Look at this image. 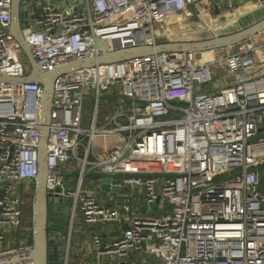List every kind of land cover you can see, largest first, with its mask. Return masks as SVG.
<instances>
[{"label": "built area", "instance_id": "1", "mask_svg": "<svg viewBox=\"0 0 264 264\" xmlns=\"http://www.w3.org/2000/svg\"><path fill=\"white\" fill-rule=\"evenodd\" d=\"M199 1L82 0L76 11L71 0L65 9L45 2L23 34L37 64L52 72L98 58L97 39L113 53L214 37L228 23L217 25L208 14L198 15L194 7ZM252 1L264 9V0ZM11 9L10 0H0V76L23 78L29 69L9 32ZM112 26L125 30L106 32ZM229 49L153 54L57 78L46 186L49 193L62 189L73 214L79 209L87 225L123 221L120 210L83 188L86 173L174 176L125 179L144 190L149 204L161 200L171 208L159 217L129 216L117 239L95 234L99 264L125 259L144 244L158 264H264V138L249 142L264 127V72L253 75L254 69H264V40L252 38ZM219 69L228 71L226 77L218 78ZM237 75L251 79L227 84ZM104 94L117 95L122 104H117L116 118L124 116L126 122L115 121L112 129L97 128L95 122L83 127L85 102L96 96L99 109ZM42 97L38 83L0 84V181L13 180L0 187V264H33L18 260L31 252V245L27 237L17 236L27 229L26 202L16 184L33 182L39 173ZM128 98L147 104L127 105ZM174 100L182 103L174 105ZM95 136L114 137L118 147L96 156ZM72 160L80 162V176L77 184L65 186L64 166ZM122 210L131 213L127 204Z\"/></svg>", "mask_w": 264, "mask_h": 264}, {"label": "water", "instance_id": "2", "mask_svg": "<svg viewBox=\"0 0 264 264\" xmlns=\"http://www.w3.org/2000/svg\"><path fill=\"white\" fill-rule=\"evenodd\" d=\"M12 3L11 9V26L9 28L10 34L19 44L25 61L28 63L29 74L23 78L2 77L0 76V84H20V83H38L43 87V97L41 100V137L38 147L39 152V173L33 180L34 190L32 195V240L31 252L21 256L18 260L20 262L30 261L33 264H68L70 259V250L66 246V229L65 224L69 223L71 217V202L67 197H63L60 193L61 188L56 189L55 193H49L47 190V177L49 174L47 157H48V137L49 126L51 123V111L53 107V97L56 86V80L60 75L72 74L77 70H86L92 68L97 64H110L127 61L137 57H143L153 54H171V53H201L220 49H227L234 47L244 41L252 39L264 32V9L255 7L252 0H200L199 4L203 5V10L209 15V12L215 14L220 18L217 25H226L231 23L232 26L226 25V28H221L219 33L214 37L205 38L195 41H171L159 43L156 46L137 47L132 49L120 50L116 52H109L107 42L102 39H97L96 46L100 52L98 58H85L76 60L67 64L64 67L57 68L52 72H45L35 61L31 47L26 41L23 31L30 28L32 21L39 18L40 5L45 2L58 4L62 9H65L69 0H10ZM78 6L74 9L79 10V5L82 0H71ZM227 1V10L220 15L219 4ZM199 6V5H198ZM251 8L247 13L244 12L243 7ZM31 9L33 14H31ZM242 9V12L240 10ZM260 14L256 20L249 21L241 26L242 20L251 15ZM241 14V15H240ZM223 18L225 20H223ZM213 23H215L213 21ZM216 24V23H215ZM251 79V76L243 77L236 76V82H244ZM90 103L95 105L97 103L96 96H90ZM102 101H110L115 103L117 95L104 94L101 96ZM127 102L138 104L144 108L146 101L140 99L128 98ZM174 105H179L182 102L174 100L171 102ZM98 109L95 108V113ZM94 113V114H95ZM260 138H264V127L260 128V134L249 140L254 142ZM58 166H62L61 163ZM80 170L73 173H64V177L69 179L71 177L79 178ZM174 177L168 174H138V173H115L107 174L99 171L89 172L83 175L84 179H93L100 183V187L106 192H120L122 187H125L124 179L127 178H168ZM13 180L0 181V187L6 186ZM2 193V189H0ZM65 215L66 219L62 216ZM147 245H143L146 249ZM149 259L155 256L149 255ZM9 264V263H6Z\"/></svg>", "mask_w": 264, "mask_h": 264}, {"label": "crops", "instance_id": "3", "mask_svg": "<svg viewBox=\"0 0 264 264\" xmlns=\"http://www.w3.org/2000/svg\"><path fill=\"white\" fill-rule=\"evenodd\" d=\"M57 7L58 4H55ZM228 2L224 1L219 4L220 7V15L227 13H224L227 10ZM244 12H248L251 10V8H246L245 6ZM195 12L203 16L206 13L203 10V5L199 4V6L194 7ZM204 12V13H203ZM242 12V9L240 10ZM242 12L241 14H243ZM31 14H33V10L31 9ZM240 14V15H241ZM208 17L214 21L216 24L220 22V18L216 16L215 14H212V12H209ZM220 19V20H219ZM36 20V19H35ZM34 20V21H35ZM223 20H225L223 18ZM32 21V23L34 22ZM228 23V21H227ZM229 24V23H228ZM264 72V69H254L253 75L259 76ZM235 78H231L230 81H235ZM117 101V100H116ZM90 102V100H89ZM101 103L103 104V111L101 108ZM100 103L99 110L95 113V105H94V122L97 126V128H107L112 129L115 127V121L119 123L126 122L124 116H121L119 118H116L117 116V102L112 103L110 101H102ZM133 104V103H132ZM112 105V107H111ZM127 105H130V103L127 102ZM99 111L103 112L104 114L99 116ZM88 119L86 121V125L83 122V127L87 128L90 124V118L87 116H83V119ZM98 138H102L101 140L103 143L97 142ZM111 140L107 141L106 137L103 136H97L95 139V142L98 144L96 145L94 143L93 150L94 154L99 157H105L110 149L114 147L115 141L114 137H110ZM80 165V162L77 160H72L69 163H66L64 168L65 171L68 172L67 174L73 173L76 171L78 166ZM264 168V166H262ZM128 179V178H127ZM263 180V179H262ZM78 178L71 177L69 179L65 178V186L68 184H77ZM125 181V179H124ZM264 181V180H263ZM34 185L33 182H19L16 184L17 189L19 192L24 194V199L26 202V197L29 193H31V186ZM159 187V186H158ZM83 188L90 192L91 194L95 195L96 198L101 201L102 204L109 206L111 208H117L121 211L123 214V221H109L106 223H98L95 225H87L84 222L83 216L81 211L78 209L73 214L72 208H71V217L69 223L65 224L66 229V246L68 247V250H70V264H99L97 262V258L93 251V237L95 234H99L100 237L103 240H114L120 237L122 228L125 227L124 221L128 219L129 216H132L134 214H140L150 217H159L165 212L170 211L171 206L168 205L166 202H162L161 200L157 201L154 204H149L146 200V196L144 193V190L142 188H139L137 186H132L130 184H126L125 187L121 188L120 192H106L103 191L100 187V183L93 179H84L83 180ZM262 189H264V184L262 186ZM127 204L131 208V213H126L124 210H122V206ZM63 219H66V216H62ZM149 246H147L146 249H141L140 251L133 252L129 257L125 259H112V260H106L104 264H158V261L156 258L149 259L148 256L154 254H151L149 251Z\"/></svg>", "mask_w": 264, "mask_h": 264}, {"label": "rangeland", "instance_id": "4", "mask_svg": "<svg viewBox=\"0 0 264 264\" xmlns=\"http://www.w3.org/2000/svg\"><path fill=\"white\" fill-rule=\"evenodd\" d=\"M256 16H257V18H259V16H260V14L258 13L257 15H251V16H249L248 18H246V19H244V20H242V22L240 23V25L242 26L244 23H245V25H247V24H249V21H254V20H256L257 18H256ZM260 18H261V16H260ZM229 26H232V24L231 23H229ZM255 41H258L259 42V40L260 41H262V39L264 40V32L263 33H261V34H259L258 36H256V37H254L253 38ZM159 43H164V41H160ZM261 43V42H260ZM263 43V42H262ZM226 52H229V51H232V49H229V48H227L226 50H225ZM223 53L221 52V54L220 55H222ZM26 65L28 66V63H27V61H26ZM217 73H218V78H224V77H226V75H227V73H228V71L226 70V69H224V70H218L217 71ZM230 79L231 78H228V81H227V84H230L232 81H230ZM208 87H212V85L211 84H209L208 85ZM116 90H118V87H116L115 88ZM198 91L200 90V88H198L197 89ZM120 101H122V99H119L118 100V102H120ZM118 104H122V103H118ZM93 105V104H92ZM91 106V105H90ZM93 108H94V105H93ZM101 108H102V111H103V104L101 103ZM88 111H89V109L87 108V105H86V103L84 104V107H83V112H84V114H85V116H88L89 118H90V124H89V126L87 127V128H91L92 126H93V124H94V110H93V113L92 114H89L88 115ZM100 116V115H99ZM97 127V126H96ZM86 137V139H90V135L89 134H86L85 135ZM96 137V136H95ZM97 138V137H96ZM93 140H95V138L93 139ZM93 144H94V141H93ZM95 144L97 145L98 143L97 142H95ZM32 195H33V191L31 192V193H29L28 195H27V197H26V201L27 202H31V205H32ZM31 219H32V213H31V215L29 214V212H25V220H24V223H25V226H27L28 224H29V222H31ZM27 223V224H26ZM29 228V227H28ZM27 229V228H26Z\"/></svg>", "mask_w": 264, "mask_h": 264}, {"label": "trees", "instance_id": "5", "mask_svg": "<svg viewBox=\"0 0 264 264\" xmlns=\"http://www.w3.org/2000/svg\"><path fill=\"white\" fill-rule=\"evenodd\" d=\"M86 103V105H87V108L89 109V111H88V115L89 114H92L93 113V105L89 102V99L85 102ZM127 104V103H126ZM91 105V106H90ZM111 107H112V105H111ZM99 110H101V109H99ZM106 113L107 112H105V114L103 113V112H101V111H99V115H103L104 114V116H106ZM171 116V114H169V116L168 117H170ZM87 117V116H86ZM85 121V122H84ZM86 121H88V119L86 118V119H83V122H84V124L86 125ZM102 138H98L97 139V142H100V143H103V141L101 140ZM111 140V138H107V141H110ZM114 147H118V144H116L115 142H114ZM260 174H261V178L264 180V168L263 167H260ZM262 180V182H261V188H262V186H263V184H264V181ZM34 190V185H32L31 186V192ZM25 212L27 213V212H29V214L31 215V213H32V205H31V202H27L26 201V203H25V206H24V219H23V226L25 227V228H27V230L25 231V233H24V235H22L21 233H18L17 234V236L18 237H20V236H23V237H27L28 238V241H29V244L30 245H32L33 244V240H32V219H31V222H29V224L27 225V226H25V223H24V220H25ZM27 224V223H26ZM29 227V228H28Z\"/></svg>", "mask_w": 264, "mask_h": 264}, {"label": "bare ground", "instance_id": "6", "mask_svg": "<svg viewBox=\"0 0 264 264\" xmlns=\"http://www.w3.org/2000/svg\"><path fill=\"white\" fill-rule=\"evenodd\" d=\"M125 26H123V27H114V26H112V27H108V28H106L107 30H106V32H108V33H115V32H119V31H124L125 30V28H124Z\"/></svg>", "mask_w": 264, "mask_h": 264}]
</instances>
